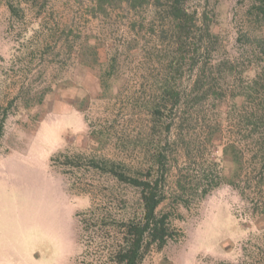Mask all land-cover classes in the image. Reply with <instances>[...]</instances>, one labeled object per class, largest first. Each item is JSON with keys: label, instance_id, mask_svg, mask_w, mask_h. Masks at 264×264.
Segmentation results:
<instances>
[{"label": "rangeland", "instance_id": "1", "mask_svg": "<svg viewBox=\"0 0 264 264\" xmlns=\"http://www.w3.org/2000/svg\"><path fill=\"white\" fill-rule=\"evenodd\" d=\"M11 1L17 16L0 0V264H108L110 220L139 213V194L90 160L143 175L150 109L168 80L183 91L173 115L185 122L167 135L157 210L170 212L176 233L140 264H264V214L249 200L263 189L247 187L244 198L225 180L202 196L178 184L209 159L229 175L225 148L252 145L232 90L264 80L256 1L180 0L195 14L191 33L172 18L174 0ZM113 60L111 89L102 91ZM199 68L225 97L192 100Z\"/></svg>", "mask_w": 264, "mask_h": 264}, {"label": "trees", "instance_id": "2", "mask_svg": "<svg viewBox=\"0 0 264 264\" xmlns=\"http://www.w3.org/2000/svg\"><path fill=\"white\" fill-rule=\"evenodd\" d=\"M255 1L253 7L257 10V15L261 14V19H264V0ZM8 6L12 15L17 16L18 7L11 0H8ZM170 13L178 27L182 28L181 32L191 33V26L197 27L195 14L191 15L186 12L180 0H174L171 3ZM205 34L212 35L208 27L205 29ZM210 43L213 45L215 41H210ZM193 61L197 64L195 56ZM114 67L115 61L113 60L109 68L100 75L99 85L102 91L111 89L112 81L108 80V77L113 75ZM199 69L201 76L194 80L195 96L192 100L195 101L197 97H205L209 92L219 95V98L225 97V89L223 88L221 92L213 89L214 84L212 80L208 79L209 75H206L205 69ZM243 82L237 86V90H232V96L234 101L239 99L238 103L244 110L241 114V120L244 122L242 128L246 129V138H250L252 141L251 147L246 148L245 151L234 144L225 148V151L230 153L233 162L229 175L223 173L219 162L209 159L206 165H202L198 171L199 174L194 176V179L183 184H180L179 181L178 184L184 190H193L195 187L194 190L197 189V193L202 196L218 187L225 180L244 198L247 187L252 193H256L255 190L260 192V189H263L262 194H255L257 198L251 197L249 200L252 202V211L264 214V80L252 79L243 80ZM204 87L206 88L204 89ZM182 93L183 91L175 89L171 80H168L165 82L161 94L153 99L150 109L152 124L148 144L150 163L146 171L142 172V176L127 173L122 165L115 162L90 160L91 165L96 169L109 173L119 182L128 184L139 194V213L127 218L112 217L110 220L116 235L112 241V248L108 252V264H140L152 245L161 248L176 233L170 223V212H158L157 208L166 199L165 182L168 172L166 163L167 150L170 146L167 135L172 131L174 123L178 121L179 125H183L185 122L183 116L173 115V110L179 104L178 101ZM2 127L3 120L0 122V130ZM211 140L212 138L209 136L208 142L211 143ZM97 221H100V216Z\"/></svg>", "mask_w": 264, "mask_h": 264}]
</instances>
